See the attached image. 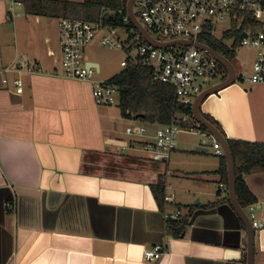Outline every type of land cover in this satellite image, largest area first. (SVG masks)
<instances>
[{
	"label": "crops",
	"instance_id": "crops-1",
	"mask_svg": "<svg viewBox=\"0 0 264 264\" xmlns=\"http://www.w3.org/2000/svg\"><path fill=\"white\" fill-rule=\"evenodd\" d=\"M17 12L8 21V3L0 0V69L23 58L37 72L11 76L22 79V94L0 83V264H246V228L228 194H219L215 151L181 138L189 133L200 142L183 131L169 163L151 160L143 146L158 125L96 105L90 83L62 75L59 19L31 15L24 3ZM84 61L101 71L85 53ZM105 76L95 80L115 75ZM201 112L226 139L264 144V84L236 82L208 97ZM139 126L146 136L126 133ZM245 181L261 224L254 264H264V171ZM160 183L174 200L169 213L184 212L175 220L189 214L180 238L167 233L153 195ZM163 243L167 254L145 261V250Z\"/></svg>",
	"mask_w": 264,
	"mask_h": 264
},
{
	"label": "built area",
	"instance_id": "built-area-1",
	"mask_svg": "<svg viewBox=\"0 0 264 264\" xmlns=\"http://www.w3.org/2000/svg\"><path fill=\"white\" fill-rule=\"evenodd\" d=\"M7 20L19 16L17 10L23 6L21 0H6ZM127 1V0H122ZM134 14L144 28L158 41H189L193 45L199 38L216 41L228 52L237 54L239 49L254 53L251 72L239 76L237 81L247 84H264V0H135ZM111 12L102 8L95 22L79 19L60 18L58 20V41L62 52V75L71 80L88 82L92 85L95 103L98 106H114L119 103V90L109 81H98L93 75L100 73L94 64L84 61V48L95 42L112 51L127 53L126 68H145L151 71L155 82L174 88L176 98L186 106H192L196 97L204 90L207 82L221 80L225 69L208 53L192 46H169L157 48L147 44L141 34L132 26L127 13L120 18L118 25H110L106 18ZM37 67L29 60H14L0 69V83L12 84L18 94L24 87L20 77L11 79L13 74H35ZM194 121L187 116L173 117L171 122L158 126L154 135L149 136L143 146L148 157L156 162L169 163L176 150L179 135L183 131L200 136V143L206 146L210 134L198 129H185L181 125ZM195 122V121H194ZM197 127H200L196 123ZM130 136H146V127H130ZM216 156H222L219 144L213 139ZM125 149V147L123 148ZM165 191L167 186L164 185ZM220 196L227 189L221 186ZM172 197L165 193L163 215L165 220L178 219L184 212L168 211L173 204ZM7 209L11 205L7 204ZM249 217L257 230L261 224L255 221L254 206L249 207ZM165 243L147 249L144 259L149 263L160 261L167 254Z\"/></svg>",
	"mask_w": 264,
	"mask_h": 264
},
{
	"label": "trees",
	"instance_id": "trees-1",
	"mask_svg": "<svg viewBox=\"0 0 264 264\" xmlns=\"http://www.w3.org/2000/svg\"><path fill=\"white\" fill-rule=\"evenodd\" d=\"M31 15H41L60 18L79 19L95 22L100 17L102 8L108 9L112 15L106 18L110 25H118L120 18L126 15L127 1L122 0H83L82 2L55 1V0H21ZM120 17V18H119ZM198 42L211 47L218 53L232 61L234 53L228 52L214 40L199 38ZM220 69H224L218 64ZM227 73L220 81L225 80ZM110 83L119 90V103L121 115L127 119H135L149 125L164 126L171 122L173 117H192V106H186L176 98L172 86L155 82L151 71L145 68H126L113 76ZM226 137L220 124L210 115L203 114ZM185 129H198L207 133L203 127H197L196 122L181 125ZM233 153L236 165V192L241 206L248 209L255 204L247 184L246 176L264 171V144L248 143L227 139ZM220 158V168L216 172L221 175L222 183L228 184L226 160ZM155 199L160 207H164L165 188L160 183L152 186ZM227 202L230 203L227 198ZM189 214L179 220H167V233L172 237L180 238L188 224ZM243 225V224H242ZM245 228V226L243 225Z\"/></svg>",
	"mask_w": 264,
	"mask_h": 264
},
{
	"label": "water",
	"instance_id": "water-1",
	"mask_svg": "<svg viewBox=\"0 0 264 264\" xmlns=\"http://www.w3.org/2000/svg\"><path fill=\"white\" fill-rule=\"evenodd\" d=\"M135 0H127L126 13L130 19L132 26L141 34L144 41L157 48H166L169 46H192L193 44L189 41H171V42H161L156 40L141 24L136 15L134 14ZM195 48L208 53L213 57L226 71L227 77L223 81L205 88L194 100L192 105V118L200 126L207 130V133L219 144L222 156L226 160L227 175H228V199L236 212L237 216L240 218L242 224L246 228L247 239H246V264H254V248H255V232L256 229L253 227V223L249 217L248 212L243 208L239 202L236 192V165L233 153L230 149L228 140L223 135V133L211 123L201 112L202 103L211 95L217 94L220 91L232 86L237 81V69L233 63L227 59L222 54L218 53L209 46L203 45L201 43H195L193 45ZM95 67L99 69V66L95 64ZM209 150V149H208ZM196 151H202L201 148H197Z\"/></svg>",
	"mask_w": 264,
	"mask_h": 264
},
{
	"label": "rangeland",
	"instance_id": "rangeland-1",
	"mask_svg": "<svg viewBox=\"0 0 264 264\" xmlns=\"http://www.w3.org/2000/svg\"><path fill=\"white\" fill-rule=\"evenodd\" d=\"M57 1V0H55ZM61 1H75V2H79V1H83V0H61ZM58 47V51L61 52V47L60 45H57ZM60 48V50H59ZM88 57H90V59L93 60H97L99 61L100 65H101V71L100 73H96L93 75L94 79H98V80H102L106 74L109 75V77H112L113 75H116L118 73H120L122 70L126 69L127 63H126V58H127V53L121 52V51H112L109 50L105 47H102L100 44L98 43H94L91 46H87L84 48L83 51ZM254 53L252 51H248L246 49H239L237 54L235 56H233L232 59V63L233 65L236 67L237 72L239 74V76H242L244 73L248 74L249 72L247 71V69L249 68V66L251 65V63H253L252 60H254ZM18 60L23 59V58H17ZM25 60V59H23ZM223 70V69H221ZM62 71V69H61ZM220 80H215L212 82H207L206 84H204L203 88H207L210 87L216 83H218ZM237 83H239L240 85H249L247 84L246 81L241 82V81H236ZM94 99V97H93ZM95 101V100H94ZM97 105V104H96ZM113 108H118V104H115L113 106ZM188 135L182 134L181 138H185L188 137L190 139H193L195 141H197V146H200V142H199V138L198 136L195 135H191L189 133H187ZM213 139H208L206 142V146L210 149V153L213 154L214 153V149H213ZM195 147V150H196ZM228 186H225V189H227ZM227 193H228V189H227ZM228 198V196H227Z\"/></svg>",
	"mask_w": 264,
	"mask_h": 264
}]
</instances>
